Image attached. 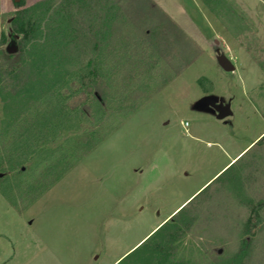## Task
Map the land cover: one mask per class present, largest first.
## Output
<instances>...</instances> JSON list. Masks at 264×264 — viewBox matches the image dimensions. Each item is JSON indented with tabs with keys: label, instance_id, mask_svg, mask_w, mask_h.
<instances>
[{
	"label": "rangeland",
	"instance_id": "rangeland-1",
	"mask_svg": "<svg viewBox=\"0 0 264 264\" xmlns=\"http://www.w3.org/2000/svg\"><path fill=\"white\" fill-rule=\"evenodd\" d=\"M11 39L0 264H264V138L222 170L264 131V0H0ZM191 201L178 238L133 255Z\"/></svg>",
	"mask_w": 264,
	"mask_h": 264
},
{
	"label": "trees",
	"instance_id": "trees-1",
	"mask_svg": "<svg viewBox=\"0 0 264 264\" xmlns=\"http://www.w3.org/2000/svg\"><path fill=\"white\" fill-rule=\"evenodd\" d=\"M13 1H14V4L20 8L25 3V0H13ZM11 24H12L11 30L14 31V33H16L17 35H20L23 37H29L33 35L34 30H35L34 27L30 26L29 23L25 22V19L20 11L16 13ZM14 58H15V54H9L6 50L0 53V89L2 88L1 83H3L5 79H7L8 77L10 80H12L14 76L16 75L17 71L19 70V65H17V63L14 62L13 60ZM90 64H93V63L90 62ZM91 66H94V65H91ZM94 71L91 70V72L89 73L87 77H83L79 80H74V83H71V87L73 89H79L81 87L88 88L91 85V89H93L94 87H92V85L94 83V80L96 79ZM93 96L95 99H97L96 93L93 92ZM261 139L258 141V143H260ZM218 179L219 178H217V180ZM192 201L188 203L186 206H184L183 208H181L176 214H174L170 218L169 222H167L166 224L161 226L158 230H156L150 236V238L146 240L147 242L145 241L139 247H137L133 251V255L137 256L141 253H144V250L150 247L149 252L151 256H154L156 253L158 252L160 253L161 251H163L164 246L167 243H170L174 239L178 238L177 237L178 233H180V231H183L182 226H187L188 223L190 222L191 216H188L189 214L188 208L191 207ZM167 229H169V231L165 234V231Z\"/></svg>",
	"mask_w": 264,
	"mask_h": 264
},
{
	"label": "water",
	"instance_id": "water-1",
	"mask_svg": "<svg viewBox=\"0 0 264 264\" xmlns=\"http://www.w3.org/2000/svg\"><path fill=\"white\" fill-rule=\"evenodd\" d=\"M16 37L18 38V36ZM16 51H17L16 42L13 39H11L10 45L7 47V52L9 54H14L16 53ZM219 63L225 71H234L235 69L234 65L223 56L219 57ZM211 106L212 109L216 112L218 119H224L232 115V109L230 108V105H224L222 102H220L218 104H212Z\"/></svg>",
	"mask_w": 264,
	"mask_h": 264
},
{
	"label": "crops",
	"instance_id": "crops-1",
	"mask_svg": "<svg viewBox=\"0 0 264 264\" xmlns=\"http://www.w3.org/2000/svg\"><path fill=\"white\" fill-rule=\"evenodd\" d=\"M264 131L253 141L249 142L238 154H236V156H234L233 158L230 159V161H228V163L222 168V170L227 167L229 164H231L232 162H234L240 155H242L248 148H250L251 146H255L258 144V141L262 138Z\"/></svg>",
	"mask_w": 264,
	"mask_h": 264
},
{
	"label": "built area",
	"instance_id": "built-area-1",
	"mask_svg": "<svg viewBox=\"0 0 264 264\" xmlns=\"http://www.w3.org/2000/svg\"><path fill=\"white\" fill-rule=\"evenodd\" d=\"M262 137H264V133H263Z\"/></svg>",
	"mask_w": 264,
	"mask_h": 264
}]
</instances>
